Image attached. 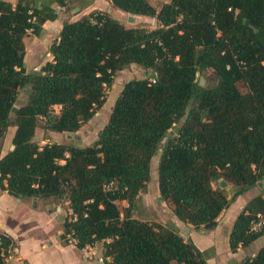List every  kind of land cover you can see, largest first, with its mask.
Here are the masks:
<instances>
[{
	"label": "trees",
	"instance_id": "1",
	"mask_svg": "<svg viewBox=\"0 0 264 264\" xmlns=\"http://www.w3.org/2000/svg\"><path fill=\"white\" fill-rule=\"evenodd\" d=\"M110 1L128 14L154 17L157 26L127 27L92 10L64 20L49 48L52 59L27 70L26 35L39 36L56 17L51 3L68 9L69 0H0V152L15 126L14 147L0 155V188L21 199L64 200L60 238L80 249L99 245L104 264H207L190 238L133 214L166 138L158 192L185 223L213 229L236 197L261 184L229 234L232 252L252 245L264 235V224L248 230L264 215V0H167L158 9L149 0ZM132 64L147 73L123 84L91 144L35 140L40 118L45 129L77 131L104 104L105 86ZM205 69L215 76L211 86L197 79ZM21 92L26 99L17 104ZM13 245L0 232V264ZM239 264H264V243Z\"/></svg>",
	"mask_w": 264,
	"mask_h": 264
},
{
	"label": "crops",
	"instance_id": "2",
	"mask_svg": "<svg viewBox=\"0 0 264 264\" xmlns=\"http://www.w3.org/2000/svg\"><path fill=\"white\" fill-rule=\"evenodd\" d=\"M40 4L42 3L40 2ZM50 6L57 10L56 17L47 19L43 23V29L39 36L29 32L34 39L42 36V41L48 43V50L43 57L39 54L38 48L36 54L39 55H28L25 41L24 62L27 70H38L46 61L52 59L49 48L51 43L58 39L64 20L73 21L92 10H102L122 23L121 17L126 13L114 6L110 0H77V5L71 10L74 13L71 17H67L69 8L59 7L54 2ZM78 10H80V15L76 16ZM49 27L52 28L50 31L54 33L51 42L48 38L49 33H46ZM140 68L137 67V69ZM14 131L15 128L6 131L0 155L5 154L10 149ZM154 191L157 195L159 194L157 184L152 192ZM149 192V186L146 193L140 192L142 204H136V209L137 207L141 208V206L147 208L148 211H143L142 214H149V216L143 217L134 214V217L172 226L181 236L185 239L190 238L203 251L207 264H239L244 258L243 255H239V253H244L243 248H238L237 251L232 252L229 247V234L233 223L247 202V200L242 199L244 193L236 197L219 214L217 224L213 229H204L203 227L196 228L192 224L179 220L170 208L163 209L162 214L154 213L155 210L149 200ZM34 199L36 200V207L32 205ZM56 205L54 202H43L37 197L21 199L0 188V232L9 235L14 241L11 258L6 261V264H104L102 248L99 245L86 246L80 249L76 247L74 242H64L60 238L62 233L61 220L59 216L58 218L52 216V211ZM252 247L251 245L250 248ZM107 260H109L108 257Z\"/></svg>",
	"mask_w": 264,
	"mask_h": 264
},
{
	"label": "rangeland",
	"instance_id": "3",
	"mask_svg": "<svg viewBox=\"0 0 264 264\" xmlns=\"http://www.w3.org/2000/svg\"><path fill=\"white\" fill-rule=\"evenodd\" d=\"M14 1V0H12ZM40 0H36L38 2ZM46 1V0H45ZM155 7L158 9L161 4H163L167 0H149ZM77 5V0H69V3L67 4V8H69V12L67 14V17H71L74 13L71 11L73 8ZM78 13L76 16L80 15V10H78ZM75 16V17H76ZM127 16H132L133 21H129ZM114 18V17H113ZM123 25L127 27H135V26H144L146 28H155L157 26V21L154 17L152 16H144V15H131L128 13H124L121 17ZM52 29L49 27L48 30H46V33L48 34L49 42H51L53 39V34ZM42 36L34 39L30 33L27 34L25 37V41L27 44V53L28 55L36 56L41 54L43 57L47 50H48V43H44L42 41ZM39 49V54H36V49ZM143 69H132V68H127L122 71H118L116 75L114 76L113 82L111 86H105V102L102 105L101 108L97 109L94 113V115L85 123H83L80 128L75 131L74 133L71 134H66L64 132H55L51 131L48 129L43 128L44 124V118L39 119L38 126L36 127L35 130V140L40 144H44L47 142H52V141H58V142H64V143H77L80 145H88L91 144L97 137L98 131L104 126V124L107 122L109 113L111 111V108L113 106V103L118 96L119 90L122 88L123 84L130 78L132 77H142L144 74L142 73ZM203 78V84L202 86H211L215 82V76L213 75L211 69H205L202 72H199L197 74V79ZM237 87L241 92H246L247 91V86L243 81H240L237 83ZM26 97L21 92L18 96V102L17 104H21L25 101ZM59 107H55V111L58 112ZM181 124V122L176 123L171 131L174 132L176 128ZM15 126H10L8 127L9 130H13ZM7 129V130H8ZM4 139V138H3ZM165 139L160 144V148L154 155V157L151 160L150 163V178L147 183V187L142 193H146V190L150 189L149 192V200L151 206H153L155 212L154 213H160L162 214L163 209L170 208V204L167 202H164L160 199L159 194L154 191L152 192L153 188L157 184V161L159 154L161 152V148L165 143ZM9 144V143H8ZM9 148V147H8ZM229 187V185H226V188ZM262 188L260 186H254L252 189L246 191V193L243 194L242 199L244 200H249L251 197L254 195L258 194L261 192ZM241 199V200H242ZM142 204V195L139 194V196L136 199V204ZM121 206L126 205L125 202L120 203ZM143 211H148L147 208H144L141 206V208L135 207L133 210V214L136 215H142L143 217L149 216V214H142ZM52 212L54 213L53 217L58 218L60 214H65L67 212V205L63 201L59 202V204L56 205L55 209ZM264 243V235L261 236L259 239H257L253 244L252 248L250 246H246L243 248L244 253H239V255H243L245 257L246 255L253 254L256 252L257 248L261 246ZM176 264V263H174Z\"/></svg>",
	"mask_w": 264,
	"mask_h": 264
},
{
	"label": "built area",
	"instance_id": "4",
	"mask_svg": "<svg viewBox=\"0 0 264 264\" xmlns=\"http://www.w3.org/2000/svg\"><path fill=\"white\" fill-rule=\"evenodd\" d=\"M95 22V20H92ZM151 81H154L152 77L149 78ZM56 213V212H52ZM264 224V215L257 214L254 219L251 220L248 230L251 232L258 231L261 229L262 225ZM69 242H74V239L70 238ZM11 258V253L5 257V260L8 261Z\"/></svg>",
	"mask_w": 264,
	"mask_h": 264
},
{
	"label": "water",
	"instance_id": "5",
	"mask_svg": "<svg viewBox=\"0 0 264 264\" xmlns=\"http://www.w3.org/2000/svg\"><path fill=\"white\" fill-rule=\"evenodd\" d=\"M128 20L129 21H133V17L132 16H128ZM157 23H158V21H157ZM132 66V68L133 69H137V67H138V65H136V64H132L131 65ZM142 73L143 74H146L147 73V71H142ZM147 76L148 77H150V73L148 72V74H147ZM199 83L202 85L203 84V78H200V80H199ZM30 91V90H29ZM17 110V107L16 106H14L13 108H12V112H15ZM14 147V145H11V147H10V149H12ZM260 184V183H259ZM220 185H221V187H226V182L224 181V180H221L220 181ZM227 190H228V192L229 193H231L232 192V189L230 188V187H227ZM34 197H37L36 195H34ZM32 205H33V207H36V200L34 199L33 201H32ZM54 215V213H52V216ZM60 216V215H59Z\"/></svg>",
	"mask_w": 264,
	"mask_h": 264
}]
</instances>
